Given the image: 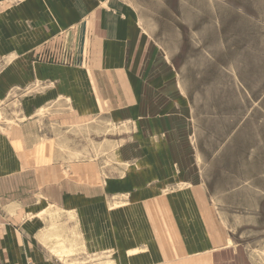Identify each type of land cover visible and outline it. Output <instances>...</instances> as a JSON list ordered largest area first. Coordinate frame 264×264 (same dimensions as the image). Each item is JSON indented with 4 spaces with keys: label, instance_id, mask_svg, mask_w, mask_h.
Here are the masks:
<instances>
[{
    "label": "crops",
    "instance_id": "obj_1",
    "mask_svg": "<svg viewBox=\"0 0 264 264\" xmlns=\"http://www.w3.org/2000/svg\"><path fill=\"white\" fill-rule=\"evenodd\" d=\"M139 3L0 0V55L18 57L1 66L0 104L49 82L46 98L64 99L69 123L131 134L110 165L76 159L70 144L45 161L27 126L18 152L0 134V264H227L204 182L186 172V85Z\"/></svg>",
    "mask_w": 264,
    "mask_h": 264
},
{
    "label": "rangeland",
    "instance_id": "obj_2",
    "mask_svg": "<svg viewBox=\"0 0 264 264\" xmlns=\"http://www.w3.org/2000/svg\"><path fill=\"white\" fill-rule=\"evenodd\" d=\"M147 2L138 5L158 21L154 40L166 51L161 60L186 85L191 107L179 135L195 146L185 152L186 172L204 182L228 242L224 259L264 264V0ZM17 58L0 55V69ZM50 91L49 82L13 89L0 104V134L18 152L20 128L27 126L29 149L45 161L70 144L81 150L76 159L110 165L131 138L129 129L97 119L73 125L64 99L46 98ZM76 129L79 135L70 134Z\"/></svg>",
    "mask_w": 264,
    "mask_h": 264
},
{
    "label": "bare ground",
    "instance_id": "obj_3",
    "mask_svg": "<svg viewBox=\"0 0 264 264\" xmlns=\"http://www.w3.org/2000/svg\"><path fill=\"white\" fill-rule=\"evenodd\" d=\"M157 54V53H156Z\"/></svg>",
    "mask_w": 264,
    "mask_h": 264
}]
</instances>
